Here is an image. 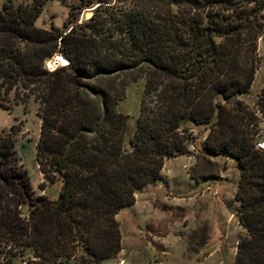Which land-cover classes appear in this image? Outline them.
Listing matches in <instances>:
<instances>
[{"label": "trees", "instance_id": "1", "mask_svg": "<svg viewBox=\"0 0 264 264\" xmlns=\"http://www.w3.org/2000/svg\"><path fill=\"white\" fill-rule=\"evenodd\" d=\"M98 3L89 20L64 29L35 25L40 0L0 10V107L37 105L40 187L62 184L57 200L34 196L15 165L13 136L0 140V234L37 264L116 256L117 215L157 184L166 159L189 154V122L207 126L205 154L239 165L234 201L246 234L234 264H264V84L254 110L241 99L261 65L264 0ZM56 54L64 63L50 71ZM138 82L139 117L128 139L129 117L117 107Z\"/></svg>", "mask_w": 264, "mask_h": 264}, {"label": "rangeland", "instance_id": "2", "mask_svg": "<svg viewBox=\"0 0 264 264\" xmlns=\"http://www.w3.org/2000/svg\"><path fill=\"white\" fill-rule=\"evenodd\" d=\"M34 1L0 0V10L6 2L17 6ZM40 1L44 7L35 25L42 29H64L69 22L83 23L100 5L99 0ZM107 1L117 4V0ZM258 54L261 65L248 93L241 96L253 110L264 84V35L258 41ZM55 60L64 63L56 54L46 64L48 69ZM142 93L143 82L131 84L117 107L129 117L128 139L136 129ZM40 124L34 102L10 110L0 107V140L13 136L15 165L27 174L34 196L43 194L57 200L60 182L47 184L44 190L40 187L44 182L36 161ZM185 126L195 138L187 145L189 154L166 159L157 184L139 191L135 204L117 215L122 250L101 264H234L238 241L246 234L239 223V204L234 201L240 179L238 162L232 157L204 153L206 125L187 122ZM260 127V141H264V123ZM4 191L0 185L1 194ZM21 251L19 245L9 242L7 234H0V264H37L31 252L20 257Z\"/></svg>", "mask_w": 264, "mask_h": 264}, {"label": "built area", "instance_id": "3", "mask_svg": "<svg viewBox=\"0 0 264 264\" xmlns=\"http://www.w3.org/2000/svg\"><path fill=\"white\" fill-rule=\"evenodd\" d=\"M49 70L52 71V70H54V68L52 67V68H50ZM258 147H259L260 149L264 150V141H261V142L258 144Z\"/></svg>", "mask_w": 264, "mask_h": 264}, {"label": "water", "instance_id": "4", "mask_svg": "<svg viewBox=\"0 0 264 264\" xmlns=\"http://www.w3.org/2000/svg\"><path fill=\"white\" fill-rule=\"evenodd\" d=\"M54 69H56V68H58V67H60L59 65H58V63L56 62V60L54 61V63H53V66H52Z\"/></svg>", "mask_w": 264, "mask_h": 264}, {"label": "bare ground", "instance_id": "5", "mask_svg": "<svg viewBox=\"0 0 264 264\" xmlns=\"http://www.w3.org/2000/svg\"><path fill=\"white\" fill-rule=\"evenodd\" d=\"M65 60H66V59H65ZM56 62H57V60H56ZM67 62H68V61L66 60V61H65V64H63V65H66V64H67ZM57 63L59 64V62H57Z\"/></svg>", "mask_w": 264, "mask_h": 264}]
</instances>
